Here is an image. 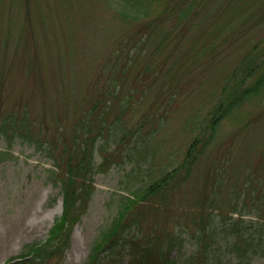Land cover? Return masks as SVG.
<instances>
[{
	"label": "rangeland",
	"instance_id": "1",
	"mask_svg": "<svg viewBox=\"0 0 264 264\" xmlns=\"http://www.w3.org/2000/svg\"><path fill=\"white\" fill-rule=\"evenodd\" d=\"M21 1L0 0V69L5 71L0 111L4 112L6 107H26L35 121L36 132L43 118L47 126H41L42 130L49 133L58 131L66 137L79 109L91 103L85 97L96 94L107 85L112 70L119 68L124 55L138 58L126 74L130 86L134 74H140L148 61L155 58L161 62L173 61L178 55L177 62L179 56L185 54L183 51L189 49L192 40L190 33H182L179 41L172 38L169 45L156 51L155 41L159 38L156 32L147 40L143 34H133L132 44L124 46L118 62L114 63L111 53L117 44L116 39L122 35L118 28L121 24L113 12L114 5L108 6L106 0H25L26 4ZM244 1L246 4L236 14L238 17L245 15V20L237 31L223 39L225 46L217 56L207 59L210 60L207 62L201 59L190 67L187 74L179 77L176 86L173 84L171 87L175 92L174 100L167 103L165 96L159 93L158 84L153 82L144 88V95L138 94L137 110L133 107L124 113L125 126L135 122L148 105H152L151 111L156 110L148 126L156 127L166 115V124L162 125L165 127L148 137L157 145L160 159H164L166 153L173 154L170 151H173L177 139L174 144L171 140L180 132L176 130H181L183 124L180 123L184 118L196 116L201 96L204 97L217 85L215 81H219L218 73L221 75L225 62L228 66L223 70L228 71L240 57L241 45L264 35V5H259L256 0ZM65 2L68 3L66 9L63 6ZM26 6L31 14L30 22L26 20ZM223 8L222 12H229L225 4ZM11 13L16 21L9 32L7 19ZM210 19L212 17L208 16L207 21ZM215 22L223 23L222 19ZM172 34L176 36V31ZM204 38L203 34L197 36V42ZM141 42L142 50H138ZM28 59L35 62L30 70L26 64ZM180 63L186 65L189 61L182 56ZM135 84L140 87L137 82ZM206 101L204 98L202 102L207 104ZM258 101L255 98L247 106L240 107L230 119L220 124L215 138L195 164L190 177L179 187L170 188L167 198H152L147 202L137 200L128 207L125 219L130 223L135 218L136 225L131 223L135 225L132 232L135 236L141 239L153 236L159 240L175 235L170 256L177 263L194 252L196 259L188 264H238L237 256L222 248L226 239L221 230L224 224L221 217L225 219L238 205L240 199L238 202L231 200L233 193L230 191L236 195L233 187L243 189L248 176H251L249 186L258 188V191L255 188L254 195L264 191V105L259 106ZM245 120L249 121V126L240 129ZM12 140L9 142L0 137V264H29L17 263L24 260L20 258L23 248L26 244L42 241L48 235L54 219L61 213L62 194L59 181L51 178V171L56 169L51 160L27 141L19 137ZM57 146L60 148L61 142ZM94 157L96 161L100 160L97 151ZM156 162L159 165L164 161L155 158ZM131 164L129 161L113 163L105 171L94 173L93 190L86 209L74 224L70 245L63 256L46 259L44 264L126 263L128 244L123 245V256H119V260L115 259L119 254L113 252L107 256L100 255L93 262L89 255L94 242L116 217L128 189L131 191L144 186L164 170L154 166L150 174L143 173V178L139 176L138 181L130 182L126 173ZM222 167L227 169V173L221 172ZM221 175L225 177L222 184ZM209 194L216 197L214 202L201 205L199 199H208ZM243 196L245 204H242V209L255 211L254 206L248 203L249 195L244 192ZM254 214L250 212L244 217H254ZM201 226H209L208 240L219 248L211 250L206 260H203L205 257L198 244V240L205 238ZM211 228H214L213 232ZM231 239L232 235H228L227 240ZM246 261L247 264H264V257L256 255Z\"/></svg>",
	"mask_w": 264,
	"mask_h": 264
},
{
	"label": "trees",
	"instance_id": "2",
	"mask_svg": "<svg viewBox=\"0 0 264 264\" xmlns=\"http://www.w3.org/2000/svg\"><path fill=\"white\" fill-rule=\"evenodd\" d=\"M256 1L259 5H264V0ZM21 2L26 4L25 0ZM106 2L108 6L110 4L115 6L113 12L121 24V26L118 24V28L122 35L116 39L117 44L111 53L114 63L122 55L121 50L124 46L132 44L133 34H143L147 40L156 32L159 38L155 41L154 50L157 51L169 45L172 38L179 41L182 33H190L192 35L190 47L183 51L185 54L180 55L177 62L178 55L173 61L161 62L156 58L148 61L142 67L140 74H134L130 86L126 74L138 58L135 55L130 57L124 55L119 62V68L112 70L107 85L101 87L96 94L85 97L91 103L79 109L66 137L61 136L58 131V133H49L42 130L41 126H47L43 118L39 121L40 127L36 132L35 121L24 106L6 107L4 112L0 111V137L9 142H12L14 137H19L42 151L56 168L51 171V178L59 181L62 194L61 213L54 219L48 235L42 241L26 244L20 255L24 260L17 263L44 264L46 259L63 256L70 245L74 224L86 209L93 190L94 173L105 171L110 164H121L125 161L132 163L126 173L130 182L138 181L139 176L143 178V173L150 174L154 166L163 167L164 170L155 174L144 186L131 191L128 189L129 192L127 191L120 203L113 222L94 242L89 260L97 261L100 255L107 256L109 252L119 254L115 258L119 260V256H123L121 249L124 244H128L125 253L128 259L125 264H188L190 260L196 259L194 252L180 263L170 256V250L175 245V235H167L159 240L153 236L145 239L135 236L132 232L136 221L134 218L129 223L125 219L127 209L131 204L137 203V200L147 202L152 198H167L170 188L179 187L190 177L195 164L212 143L223 121L230 119L236 110L247 106L255 98L259 100V106L264 105V35H262L256 41L241 45V55L232 63L228 71H225L228 66L225 62L221 67V75L218 73L219 81H215L217 85L208 90L204 97L201 96L199 100L201 103L196 108V116L184 118L180 123L183 127L181 130L180 128L176 130L180 131L177 137H172V139L176 138L171 140V144L177 139L173 151H170L173 154L166 153L164 159H160L157 145L149 141L148 137L165 127L162 125L166 124V115L162 118L163 121L155 120L156 127L148 126L153 112L156 111H151L152 105H148L149 107L135 122L125 126L124 113L132 110L133 107L137 110L135 103L138 94L144 95V88L151 86L153 82L158 84L159 93L165 96L167 103L174 100L175 92L171 88L172 85L176 86L179 77L187 74L194 63H198L201 59L207 62L218 55L221 47L225 46L223 39L237 31L245 20V15L238 17L239 14L236 13L246 3L244 0H227L226 3H223V0H106ZM67 4L66 2L63 4L65 9ZM223 4L229 12H222ZM24 11H26V20H31L28 19L31 14L27 6ZM208 16L212 17L209 22ZM216 19L220 21L222 19L223 23L215 22ZM15 21L16 18L11 13L7 19L9 32L10 26ZM174 31L176 36L172 34ZM201 34L205 38L197 42V36ZM145 38L143 37L144 40ZM142 45L143 42L138 46V50H142ZM182 56L189 61L188 64L180 63ZM26 64L30 70L35 62L28 59ZM4 72V68H1L0 98L3 94L1 88ZM147 78H149L148 82ZM135 82L140 84L139 88ZM204 98H207V104L202 102ZM248 122V120L243 121L239 128L248 127ZM59 142H61L60 148L57 146ZM96 151L100 155L99 161L94 157ZM155 158L164 162L158 165L157 162L154 163ZM222 171L227 173V169L223 167ZM224 179L225 177L221 175V184ZM250 179L251 176H248L243 189L237 190L233 187L236 195L230 191L231 194L233 193L231 200L238 202L240 199V201L225 219L221 217L224 220L221 230L226 239L222 248L236 255L238 264H247L246 260L256 255L264 257V191L254 195V190L258 191V188L249 186ZM244 192L249 195L248 203L255 208V211L250 210L251 213H255L254 217H244L250 213L242 209V204H245ZM209 196L208 199L201 197L199 203L201 205L213 203L216 197L211 194ZM233 213H236V216ZM200 228L205 231V238L198 240V244L201 254L205 257L203 260H206L211 250L219 248L211 245L208 240L209 226ZM211 229L213 232L214 228ZM228 235H232L233 239L227 240ZM211 239L214 242V238ZM101 250L105 253L101 254Z\"/></svg>",
	"mask_w": 264,
	"mask_h": 264
}]
</instances>
